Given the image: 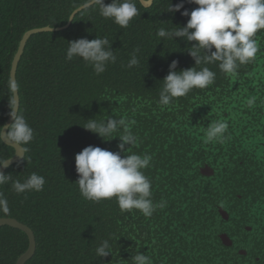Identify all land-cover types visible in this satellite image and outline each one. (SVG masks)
I'll use <instances>...</instances> for the list:
<instances>
[{"label": "trees", "instance_id": "16d2710c", "mask_svg": "<svg viewBox=\"0 0 264 264\" xmlns=\"http://www.w3.org/2000/svg\"><path fill=\"white\" fill-rule=\"evenodd\" d=\"M84 2L0 0V125H5L9 119L11 97L7 82L24 33L33 28L65 26ZM111 2L105 0V4ZM171 2L174 5L180 0H155L149 8L136 0L139 15L127 28L102 17L99 6L90 7L80 12L68 29L39 33L28 41L18 66L17 81L19 110L34 129V139L24 146L28 149L24 160L5 174H10L13 181L23 182L35 172L46 182L42 191L21 194L12 189V181L0 185V193L4 194L9 207L7 213L0 212V218H15L28 225L36 236V253L26 264H119V206L115 198L97 203L82 197L76 183L79 176L75 157L89 145L115 152L121 143L119 137L106 140L85 129L83 126L88 119L123 117L134 122L131 131L137 136V108L142 106L147 113L144 125L149 130L148 115L153 114L152 106L161 116L157 137L143 136L138 138L141 145H126V149L130 148L129 154H144L151 148L158 152L157 164L165 168V148L171 134L164 135L167 129L164 120L169 109L167 105L158 104L163 79L173 60L179 61L177 71L195 67V60L187 52L190 47L187 41L156 35L160 27L171 30L186 25L190 18L181 15L184 9L168 12ZM197 7L185 0L189 11ZM97 36L107 37L117 55V62L110 63L104 73L97 75L81 58L66 60L68 42L79 38L92 40ZM137 47L140 49L139 66L129 69L124 65ZM204 66L216 73L215 83L225 82L226 74L219 69L218 62L197 68ZM199 90L194 88L171 103L181 104ZM14 154V148L0 144V157L9 159ZM157 174L163 177L158 171ZM105 239L109 240L112 254L98 257L96 248ZM28 247L29 238L24 232L10 226L0 228V264H17Z\"/></svg>", "mask_w": 264, "mask_h": 264}, {"label": "flooded vegetation", "instance_id": "af4514ba", "mask_svg": "<svg viewBox=\"0 0 264 264\" xmlns=\"http://www.w3.org/2000/svg\"><path fill=\"white\" fill-rule=\"evenodd\" d=\"M257 39L253 62L226 75L224 83L167 105L165 168L157 164L158 152L144 151L152 156L144 170L151 199L164 207L151 217L119 209V264H132L139 252L152 264H264V30ZM150 109L146 130L147 113L137 108L139 139L157 137L161 116ZM216 120L228 124L223 142L207 141Z\"/></svg>", "mask_w": 264, "mask_h": 264}, {"label": "clouds", "instance_id": "9594fccd", "mask_svg": "<svg viewBox=\"0 0 264 264\" xmlns=\"http://www.w3.org/2000/svg\"><path fill=\"white\" fill-rule=\"evenodd\" d=\"M187 3L198 5L189 11L185 8V0L172 4L168 12H181L190 17L186 25L177 26L171 30L160 27L156 35L164 39L181 38L190 45L187 51L195 60V67L177 71L179 61L173 60L169 65V73L163 79V86L159 93V105H169L174 98L184 97L194 88L205 89L215 82L216 73L204 66L218 62L219 69L226 75H234L241 65L253 62L260 45L257 33L264 30V0H187ZM99 6V14L111 19L121 28H127L130 22L139 15L136 0H112L105 4V0H85L83 7ZM192 42H195L194 44ZM66 60L81 58L90 65L97 75L104 73L107 66L117 62V55L107 37L89 40L79 38L68 42ZM137 47L125 67L131 69L139 66ZM8 90L10 111L8 115L13 123L0 125V144L10 143L26 153L27 147L34 139V129L21 114L16 103L19 84L9 78ZM255 97L248 100L251 106ZM129 120L121 118L88 119L83 126L93 133L106 139L119 137L118 151L102 149L89 145L75 157L79 191L82 197L93 202L111 200L115 198L122 212L139 210L144 216L151 217L157 207H164V203L154 204L151 199V180L145 175L152 160L149 154H129L126 145L132 147L137 144L138 137L131 131ZM228 124L223 121H212L206 131L207 141L223 142ZM111 140V139H106ZM122 153H125L122 157ZM23 158V157H22ZM9 160L0 157V169L8 167ZM12 181V189L18 193L28 191H42L45 178L35 172L31 173L23 182L12 180V176L0 170V185ZM9 211L8 201L0 193V212ZM112 254L109 240H103L96 248L98 257ZM132 264H152L151 258L141 252L136 253Z\"/></svg>", "mask_w": 264, "mask_h": 264}, {"label": "water", "instance_id": "95a60500", "mask_svg": "<svg viewBox=\"0 0 264 264\" xmlns=\"http://www.w3.org/2000/svg\"><path fill=\"white\" fill-rule=\"evenodd\" d=\"M140 1L144 7L149 8L153 5L155 0H140ZM85 9H87V8H84L83 5L80 6L79 8H77L72 13L68 23L65 26H61V27L46 26V27H40V28H33V29L26 31L24 33L22 40L19 43L18 50L14 56V60L12 63V68H11V78L15 79L17 81V71H18L19 63H20V61L24 55L27 43L33 35H36L39 33H44V32H59V31L66 30L72 25L75 17ZM16 103L20 109L19 90H18V93L16 96ZM11 123H13V120L9 116V119L5 125H10ZM6 145L14 148L15 154L11 158L7 159V160H9L8 167L4 168V169H0L4 172V174L6 173V171L10 167H12L15 164L22 162L26 156V153L22 152V149H20L19 147L15 146L13 144H10V143H8ZM3 226H10L12 228L19 229L28 236L29 247H28L27 251L24 254H22L17 261V264H26L28 261H30L34 257L36 250H37V241H36V236H35L34 231L28 225L20 222L19 220L15 219V218H10V217L0 218V228Z\"/></svg>", "mask_w": 264, "mask_h": 264}]
</instances>
